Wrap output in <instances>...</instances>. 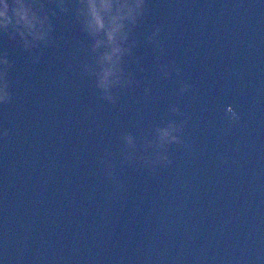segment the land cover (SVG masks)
I'll list each match as a JSON object with an SVG mask.
<instances>
[{
	"label": "water",
	"instance_id": "obj_1",
	"mask_svg": "<svg viewBox=\"0 0 264 264\" xmlns=\"http://www.w3.org/2000/svg\"><path fill=\"white\" fill-rule=\"evenodd\" d=\"M102 2L0 0V264H264V0Z\"/></svg>",
	"mask_w": 264,
	"mask_h": 264
},
{
	"label": "clouds",
	"instance_id": "obj_2",
	"mask_svg": "<svg viewBox=\"0 0 264 264\" xmlns=\"http://www.w3.org/2000/svg\"><path fill=\"white\" fill-rule=\"evenodd\" d=\"M111 7L110 4L107 3V0H103L102 4H101V8L103 9H109ZM91 15H92V21L90 23L93 24V26L97 29L104 27V22L101 16L100 11L97 9V6L93 3L91 5ZM4 12L0 11V16H3ZM116 17L112 18V21L114 23V21L116 20ZM119 27V25H114V27L109 31L108 35H109V40H111L113 38V34L116 31V29Z\"/></svg>",
	"mask_w": 264,
	"mask_h": 264
}]
</instances>
